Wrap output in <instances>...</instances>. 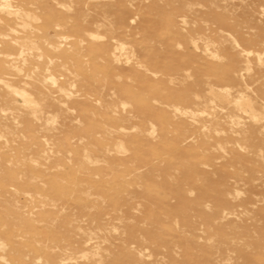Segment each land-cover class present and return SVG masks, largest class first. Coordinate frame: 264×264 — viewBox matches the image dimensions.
Returning <instances> with one entry per match:
<instances>
[{
    "label": "rangeland",
    "instance_id": "374dc122",
    "mask_svg": "<svg viewBox=\"0 0 264 264\" xmlns=\"http://www.w3.org/2000/svg\"><path fill=\"white\" fill-rule=\"evenodd\" d=\"M0 264H264V0H0Z\"/></svg>",
    "mask_w": 264,
    "mask_h": 264
},
{
    "label": "bare ground",
    "instance_id": "6f19581e",
    "mask_svg": "<svg viewBox=\"0 0 264 264\" xmlns=\"http://www.w3.org/2000/svg\"><path fill=\"white\" fill-rule=\"evenodd\" d=\"M16 93V92H15ZM21 95V97L18 95V97H20V98H24V100H25V102L26 103H28V104H30L32 101H31V99L30 98H28V96L26 95V94H20ZM243 103H248V101L247 100H244V99H242V100H238L237 101V105L238 106H241Z\"/></svg>",
    "mask_w": 264,
    "mask_h": 264
}]
</instances>
